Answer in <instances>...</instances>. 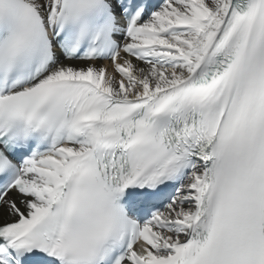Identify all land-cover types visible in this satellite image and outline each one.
<instances>
[{"label": "snow or ice", "instance_id": "obj_1", "mask_svg": "<svg viewBox=\"0 0 264 264\" xmlns=\"http://www.w3.org/2000/svg\"><path fill=\"white\" fill-rule=\"evenodd\" d=\"M0 264H264V0H0Z\"/></svg>", "mask_w": 264, "mask_h": 264}]
</instances>
